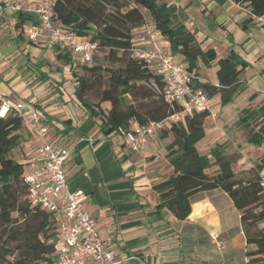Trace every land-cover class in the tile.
Segmentation results:
<instances>
[{"label": "trees", "instance_id": "trees-1", "mask_svg": "<svg viewBox=\"0 0 264 264\" xmlns=\"http://www.w3.org/2000/svg\"><path fill=\"white\" fill-rule=\"evenodd\" d=\"M233 1L248 2V7L258 16H264V0ZM13 17L17 39L25 41L24 26L35 22L36 18L21 13ZM53 23L74 33L80 41L98 44L91 63H82V73L73 74L74 94L86 118L95 120L104 136H120L121 130H129L133 124L148 125L179 116L159 134L161 139L173 137L166 147L172 172L152 186L159 200L156 210L166 209L183 221L191 213L194 194L221 189L241 213V226L249 247L247 260L241 264H264V191L259 184L264 157L256 174L253 172L249 179H240L231 163H220L201 155L196 145L205 137L209 112L187 115L180 103L165 99L164 76L139 58L133 31L153 25L161 40L168 43L167 48L163 47L165 52L183 57L178 62L193 74L194 86L203 90L208 98L217 94L223 100L230 98L249 64L231 52L218 62L219 86L200 82V64L210 67L217 60V53L214 49L202 48L195 33L180 20L177 7L165 0H56ZM28 42L38 47L45 44ZM45 47L53 48L58 60L72 65L75 57L71 51L47 43ZM41 117L50 126L49 140L55 143L52 133L61 136L60 128L46 121L45 112ZM259 117L264 122V109L249 113L244 120ZM68 123L70 121L63 122ZM28 128L14 110L0 117V264H50L56 259L52 243L57 238L56 220L29 199L25 182L29 162L16 155ZM70 130L65 129L67 133ZM249 141L256 146L264 145V123ZM214 166H218V170L209 176L206 171Z\"/></svg>", "mask_w": 264, "mask_h": 264}, {"label": "crops", "instance_id": "crops-1", "mask_svg": "<svg viewBox=\"0 0 264 264\" xmlns=\"http://www.w3.org/2000/svg\"><path fill=\"white\" fill-rule=\"evenodd\" d=\"M165 1L175 5L171 0ZM187 5L188 9L196 7L197 10L205 8L204 12L209 10V16H203L208 26V29L203 30L204 33L210 37L213 31L221 30L223 33L217 38L220 43L227 42L222 54H217V60L210 67L218 72L219 60L231 52L249 64L241 73L240 84L230 98L223 100L220 94L209 98L210 108L216 117L209 116L206 119L205 137L196 145L201 155H208L220 163H231L236 176L243 179L248 174L246 171L252 167L257 169V163L264 157V145L256 146L249 141L264 122L260 117L244 120L249 113L264 109V16H258L248 7V2L237 4L233 0H190ZM175 6L180 15L179 6ZM185 12L183 9L185 19L179 18L187 26V21L194 20L192 15H186ZM15 21L13 15L0 18V61L11 64L17 59L19 61L15 63L19 73L7 81L9 85L14 80H28L34 75L29 71L24 72L21 64L26 62L19 50L14 52L16 45L12 42L17 38ZM193 27L187 26L196 36L200 29ZM143 28L133 31L137 50L150 46ZM23 38L28 41L25 35ZM7 40L9 46H6ZM197 40L203 48L202 42ZM159 41L162 47L167 48L166 41L161 38ZM220 46L213 40L207 50L217 51ZM175 58L183 60L180 55ZM205 67L200 64L198 80L219 86L217 72L216 81L211 82L205 74ZM5 80V76H0V99H6L1 94L5 93L1 86ZM61 95L60 91H56L51 102H40L38 106L45 112L46 121L60 128L61 136L52 133V139L71 152L65 165L71 190L84 192V207L96 219L100 236L105 240L111 238L112 245L119 249L121 257L131 258L124 264L246 262L249 247L241 226V213L223 190L194 194L191 197V213L183 221L166 209L160 212L156 210L158 194L152 186L172 172L166 158V147L173 141L172 135L161 139L157 134L148 140L141 151H131L123 146L118 135L104 136L96 121L87 119L85 110L75 100V111H64L65 102ZM65 121L70 123L63 124ZM65 129L71 130L67 133ZM36 144L33 132L29 128L25 129L18 155L28 160V171L34 167ZM161 152L165 153L166 158L163 167L157 161ZM143 163L149 164L145 168L137 167ZM148 170L150 172L146 173ZM217 170L218 166H214L206 173L212 176ZM263 171H259V174Z\"/></svg>", "mask_w": 264, "mask_h": 264}, {"label": "built area", "instance_id": "built-area-1", "mask_svg": "<svg viewBox=\"0 0 264 264\" xmlns=\"http://www.w3.org/2000/svg\"><path fill=\"white\" fill-rule=\"evenodd\" d=\"M56 0H0V18L18 13L33 15L35 22L24 26V35L29 41L47 43L71 51L81 63L89 64L98 50V44L80 41L72 32L53 23ZM150 41L148 49L136 50L157 73L164 76V97L167 101L183 106V113L211 110L209 98L203 90L194 86L193 74L186 66L167 54L159 39L160 33L153 25H144ZM11 110L18 112L37 142L34 151V167L25 175L28 197L44 211L54 216L57 238L52 241L56 259L52 264H124L131 258L121 257L119 249L112 245V239H103L96 219L84 207L85 194L82 190H71L65 165L71 152L49 140L50 128L41 115L24 103L0 99V117ZM178 115L162 122L148 125L135 124L129 130H121L124 147L134 152L141 151L148 140L159 134L168 123L177 121ZM260 188L264 191V171L260 173ZM214 238H217L215 236Z\"/></svg>", "mask_w": 264, "mask_h": 264}, {"label": "rangeland", "instance_id": "rangeland-1", "mask_svg": "<svg viewBox=\"0 0 264 264\" xmlns=\"http://www.w3.org/2000/svg\"><path fill=\"white\" fill-rule=\"evenodd\" d=\"M190 0H171L175 5L179 6V12L182 19H185V14L183 13V9L187 12L186 15H192L194 21H187V26L191 27H198L200 30L196 32V37L199 39L200 42L203 44V48L205 50L208 49L209 45L212 43L213 40H216L220 47H217V54H222L223 49H225L227 42L220 43L217 36L222 35L221 30L213 31L212 35L209 37L208 34H205L203 30L208 29V26L205 23L204 15L207 17L210 14V11L204 12V9L197 10L198 8L188 9V3ZM203 10V11H202ZM193 27V28H194ZM18 32L16 31L15 37H17ZM15 43V51L19 50V54H21L22 58L26 62V64H21V68L23 67L24 72H31L32 75L28 80L21 79L17 81H13L11 85L7 83L8 80L14 79L18 73L19 69H17L15 63H18V59L15 60V63L11 64L10 62L0 61V76H5V81L2 82V88L5 93H1L5 96L6 99L10 100L14 103L22 102L27 107L36 110L41 116H44V111L41 107L38 106L40 102H51L52 97L56 91L61 92V98L64 99L65 108L64 111H75V86H74V76L73 74L76 72L78 74L82 73V63L78 59H73L72 65H68L64 62L58 60L56 56V51L53 48L45 47L41 44V46H33L28 41H20L17 38L13 40ZM1 42V36H0ZM163 44V43H162ZM8 40L6 42V46H9ZM14 46V44H13ZM13 49V50H14ZM13 54L15 55V53ZM12 54V55H13ZM28 67V69L24 66ZM12 69V70H10ZM216 72L217 69H213L212 67H205V74L208 75L209 80L211 82L216 81ZM21 74V73H20ZM22 76V75H20ZM46 76V77H44ZM202 83H204L202 81ZM61 113V110L59 111ZM167 127V126H166ZM160 134V133H159ZM19 153H16L18 155ZM158 164L163 167L166 161L165 153L161 152L157 158ZM149 163H143L138 165L137 167L142 166V168L146 167ZM260 163H257V166ZM252 165H254L252 163ZM258 168V167H257ZM249 168L246 172L248 173L245 179H249L254 174L258 172V169L252 167ZM146 172V171H145ZM148 170L146 173H149ZM254 172V174H253Z\"/></svg>", "mask_w": 264, "mask_h": 264}]
</instances>
